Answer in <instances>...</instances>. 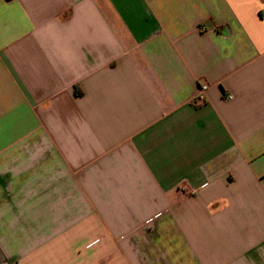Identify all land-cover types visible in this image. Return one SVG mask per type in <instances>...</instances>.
I'll return each mask as SVG.
<instances>
[{"label": "crops", "instance_id": "0c3cea01", "mask_svg": "<svg viewBox=\"0 0 264 264\" xmlns=\"http://www.w3.org/2000/svg\"><path fill=\"white\" fill-rule=\"evenodd\" d=\"M0 264H264V0H0Z\"/></svg>", "mask_w": 264, "mask_h": 264}, {"label": "built area", "instance_id": "2783aa9c", "mask_svg": "<svg viewBox=\"0 0 264 264\" xmlns=\"http://www.w3.org/2000/svg\"><path fill=\"white\" fill-rule=\"evenodd\" d=\"M208 87L207 86H202L201 89H200V92H199V95H198V100L199 101H202V102H205V92L207 91ZM232 98V96H227V99L230 100Z\"/></svg>", "mask_w": 264, "mask_h": 264}]
</instances>
